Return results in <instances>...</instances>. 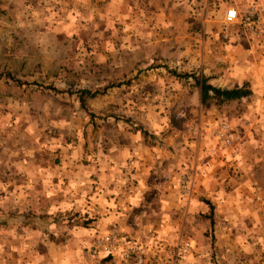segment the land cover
Returning a JSON list of instances; mask_svg holds the SVG:
<instances>
[{"label":"rangeland","instance_id":"1","mask_svg":"<svg viewBox=\"0 0 264 264\" xmlns=\"http://www.w3.org/2000/svg\"><path fill=\"white\" fill-rule=\"evenodd\" d=\"M251 4L0 0V264H264V32L224 19ZM99 177L140 186L122 227Z\"/></svg>","mask_w":264,"mask_h":264},{"label":"crops","instance_id":"2","mask_svg":"<svg viewBox=\"0 0 264 264\" xmlns=\"http://www.w3.org/2000/svg\"><path fill=\"white\" fill-rule=\"evenodd\" d=\"M102 179L106 178L99 177L98 179V207H100L99 211H101V217L98 221H100L101 227H105L106 229L122 227L121 225L124 224V213H126L130 203H137L139 201L137 190L140 189V186H128L124 184L120 186L111 181L113 182L112 184L108 182L103 187L104 181ZM117 208L121 209V214L116 211Z\"/></svg>","mask_w":264,"mask_h":264},{"label":"built area","instance_id":"3","mask_svg":"<svg viewBox=\"0 0 264 264\" xmlns=\"http://www.w3.org/2000/svg\"><path fill=\"white\" fill-rule=\"evenodd\" d=\"M264 8L256 4H251L242 16L234 7H230L225 11L224 19L228 23H241L245 28L256 31L258 34L264 32ZM121 235H117L113 232L106 233L101 236L98 240V246H102L105 249L114 252L117 249L124 246V242ZM137 244H128L123 247V254L128 256L132 249L139 250L141 246Z\"/></svg>","mask_w":264,"mask_h":264},{"label":"trees","instance_id":"4","mask_svg":"<svg viewBox=\"0 0 264 264\" xmlns=\"http://www.w3.org/2000/svg\"><path fill=\"white\" fill-rule=\"evenodd\" d=\"M178 77H192L195 84L199 89L200 102L203 106H207L210 103L215 105H221L227 102L240 100L244 97L251 95L252 90L247 83H243L240 86L234 87H220L208 82V78L205 76H197L194 74H179L172 72ZM86 90H80V95L84 94ZM93 92L92 95H94ZM86 223V222H84Z\"/></svg>","mask_w":264,"mask_h":264}]
</instances>
